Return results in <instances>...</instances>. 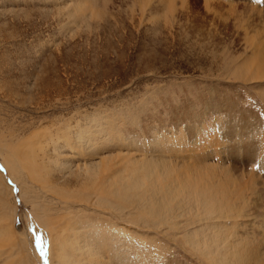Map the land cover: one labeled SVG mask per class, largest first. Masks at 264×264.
<instances>
[{"label":"rangeland","instance_id":"obj_1","mask_svg":"<svg viewBox=\"0 0 264 264\" xmlns=\"http://www.w3.org/2000/svg\"><path fill=\"white\" fill-rule=\"evenodd\" d=\"M140 1L0 0L1 145L22 144L43 132L60 138L66 134L72 142L78 131L79 145L88 136H103L109 145L116 140L132 155L139 154L152 137L166 136L179 109L193 114L192 120L186 115L181 119L183 134L185 128L199 131L196 118H201L205 133L216 137L213 141L221 143L228 126L237 123L231 140H242L251 154L250 144L264 145L258 143L264 136V98L259 93L264 85L243 84L232 75L252 58L250 40L264 42V0H170L169 10L158 7L159 0H149L148 8ZM224 107L229 108L223 112ZM160 126L165 131L158 134ZM133 135L134 143L126 145ZM146 154L157 156V151ZM2 165L0 159V234L9 230L15 239H0V264H55L54 244L43 222L54 218L52 230L57 232L79 217V204L64 212L50 194L24 195ZM251 167L255 170L256 162ZM91 209L96 211L84 214L91 220L98 219L97 211L106 213ZM118 219L138 235V223ZM153 233L144 237L148 244L143 250H162L165 260L147 259L149 264H196L174 242ZM133 240L129 246L142 251L139 239ZM135 256L130 254L131 264Z\"/></svg>","mask_w":264,"mask_h":264},{"label":"bare ground","instance_id":"obj_2","mask_svg":"<svg viewBox=\"0 0 264 264\" xmlns=\"http://www.w3.org/2000/svg\"><path fill=\"white\" fill-rule=\"evenodd\" d=\"M169 1L159 0L158 7L169 10ZM145 6L148 8L149 4ZM255 9L250 8V11L262 14L261 10ZM250 42L252 58L241 67L236 66L232 75L243 84L264 85V42L253 38ZM262 89L259 93L264 98V87ZM228 108L224 107L222 111ZM185 115L193 119L189 109L185 112L177 110L168 124L166 136L152 137L147 141L148 145L141 147L143 151L138 150L139 154L134 155L116 140H111L114 145H109L110 141L103 136L90 135L79 145L78 131L73 132L76 137L72 142L64 138L66 134L60 138L43 132L28 137L22 144H5L7 141L0 144L4 151L0 153L4 169L18 181L21 193L33 194L32 199L38 193L50 194L57 203L64 205L66 210H60L64 212L77 204L80 206L79 217L64 222L57 232L52 230L57 222L54 218H45L44 226L40 224L54 244L55 264H131L130 254L136 255L135 264H149L151 259L162 262L165 260L159 254L162 250L156 248L153 254L142 247L147 240L144 237L153 231L159 238L174 242L179 251H185H181L183 257L196 260V264H264V145L255 148L258 144L255 147L250 144L251 154L248 148H243L242 140H231L237 123L228 126L222 136L223 141L228 139V142L213 141L216 137L205 133L201 118H196L199 131L184 127L183 134L181 119ZM254 127L260 128V124ZM164 128L160 126L158 134L165 131ZM259 139L258 143L264 144V136ZM102 142L109 147L103 146ZM133 143L134 135L126 145ZM198 143H203L202 148H198ZM155 146L158 147L155 149ZM73 149L77 153H72ZM149 151H157V156L146 154ZM83 152L89 158L80 154ZM255 162L254 170L251 165ZM91 207L104 209L106 213L97 211L94 216L98 219L91 220L84 215L90 210L96 211ZM100 218L106 219V224H101ZM116 218L131 220L128 222L133 226L138 223L139 227H134L140 230L138 235H134L136 232L131 227L119 225ZM1 238L15 239L9 230L1 232ZM136 238L142 251L134 252L130 247V241L134 242Z\"/></svg>","mask_w":264,"mask_h":264}]
</instances>
